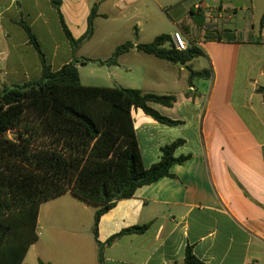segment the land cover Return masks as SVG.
<instances>
[{"label": "crops", "instance_id": "1", "mask_svg": "<svg viewBox=\"0 0 264 264\" xmlns=\"http://www.w3.org/2000/svg\"><path fill=\"white\" fill-rule=\"evenodd\" d=\"M97 2L62 0L60 11L74 39L87 33ZM197 5L202 6L200 11L195 10ZM263 14L264 0H105L99 5L92 38L75 50L50 0H0V93L4 87L39 80L42 56L55 71L78 61L81 82L89 86L81 70L97 62L82 61H105L127 41L141 44L138 39L154 20L163 23L166 18L185 40L194 29L201 30L193 43L205 51L201 58L212 68L210 78L200 79L208 80L203 92L194 81L189 84L186 66L154 56L153 71L144 74L142 86L136 88L175 96L173 107L151 106L179 124H162L141 109L132 111L146 167L159 163L163 148L179 140L183 143L175 157H190L173 165L171 176L140 188L101 217V243L125 229L149 226L144 234H126L107 246L102 264H185L187 246L205 264H264V94L258 92L264 88ZM209 17L215 18V25L209 26ZM24 25L35 35L42 55ZM103 30L106 39L116 31L136 39L100 43L98 52L109 56L88 58L83 50ZM142 54L150 56L133 48L118 65L98 64L114 70L120 87L133 89L121 72L133 75L137 66L132 60L144 59ZM98 209L72 192L43 203L39 240L24 264L31 252L49 264H100L93 234Z\"/></svg>", "mask_w": 264, "mask_h": 264}, {"label": "trees", "instance_id": "2", "mask_svg": "<svg viewBox=\"0 0 264 264\" xmlns=\"http://www.w3.org/2000/svg\"><path fill=\"white\" fill-rule=\"evenodd\" d=\"M57 9L64 32L74 49L92 38L98 17V0L88 19L87 33L76 40L65 24L62 0H50ZM204 23V20L201 24ZM260 25L264 27V14ZM31 43L41 53L31 29L24 25ZM136 48L158 59L186 66L189 84L212 76V68L193 70L188 63L206 57L205 51L191 42L178 51L170 34L157 36L151 43L135 45L127 41L105 61L118 65L119 58ZM42 55V53H41ZM39 80L21 86L4 87L0 93V264H24L29 249L39 240L38 220L41 205L67 192L98 205L93 234L98 243L99 263L103 252L126 234H144L148 225L134 226L111 237L98 240L101 217L125 199L134 197L142 187L171 176V167L185 163L190 156L175 157L183 143L176 141L162 150L159 163L145 166L132 115L141 109L166 125H177L151 106L173 107L176 97L144 93L139 89L85 86L78 61L53 70L42 56ZM264 94V88L258 89ZM15 131L11 138L9 133ZM40 264H49L41 259ZM185 264H205L192 246L185 251Z\"/></svg>", "mask_w": 264, "mask_h": 264}, {"label": "rangeland", "instance_id": "3", "mask_svg": "<svg viewBox=\"0 0 264 264\" xmlns=\"http://www.w3.org/2000/svg\"><path fill=\"white\" fill-rule=\"evenodd\" d=\"M155 13H157V12H155ZM211 16H212V14H211ZM243 16H245V15H243ZM163 21L164 22L161 23L159 21L154 20V22H152L149 26V28H151V29L146 31L143 34V36L140 39H138L139 42L142 44L151 43L159 35L173 33L175 30V27L173 26V24L169 20H167L166 18H164ZM214 21H215V18L212 19L209 17V20H208L209 26L215 25ZM98 27L100 29H102V28L104 29L105 24L100 23V24H98ZM116 30H117V28H116ZM150 30H152V32H150ZM200 32H201V30L199 28L194 29L190 35L186 36V40L190 43L196 42L197 40H199V37L201 35ZM119 34H121V35H119ZM120 36H122V37H120ZM104 37H105V32L103 30V31H101V37L95 38V40L83 50V52H85V54H87L88 58H94L97 60H105V58H107L109 56V53H99L98 52V47H99L100 43H105V44L108 43V45H115L120 41L123 42L124 40H132V39L135 40L136 39L135 35H132V37H131V36L125 34L123 31L120 33H119V31H116L115 35H112L108 39H106ZM187 45H188V43H187ZM143 57H145V58L144 59L138 58L136 60H132V62H134L137 66V70L135 71V73L133 75H128L125 70H123L121 72L122 76L124 78H126V80H128L129 84H131V86H135V88H133V89H136V88L142 86L141 81H142L144 74L147 75L148 72L153 71L152 61L155 58H153L151 56H144V55H143ZM148 59H150V60H148ZM191 67L193 68V70L200 71V70L208 68V63H207L205 58H198V59L191 62ZM143 68H144V71H143ZM159 71H162L161 68H159ZM186 71H187V73H189L188 70H186ZM81 73H82L83 82L85 84H88L89 86L111 87V88L112 87H120L119 83H116L117 77H115V75H114V70H110V68L108 66L103 67V66H100L98 63H89L86 68L81 70ZM204 81H208V80H200V79L194 80V82L197 84V87L202 92H203V90H205V82ZM121 84H123L121 86L130 87V85H128L124 82H122ZM207 85H208V82L206 83V86ZM15 135H16L15 131H11L9 133V136L11 138H13ZM42 220H43V218H42ZM43 221H47V220H43ZM39 260H40V257L36 256L35 252H31V254H29V256L27 258V264H40Z\"/></svg>", "mask_w": 264, "mask_h": 264}, {"label": "built area", "instance_id": "4", "mask_svg": "<svg viewBox=\"0 0 264 264\" xmlns=\"http://www.w3.org/2000/svg\"><path fill=\"white\" fill-rule=\"evenodd\" d=\"M201 9H202L201 5L195 6V10L200 11ZM172 41L176 50L185 51L188 49L187 42L181 32L179 31L174 32L172 35Z\"/></svg>", "mask_w": 264, "mask_h": 264}]
</instances>
